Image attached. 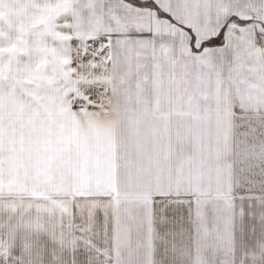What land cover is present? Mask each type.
I'll list each match as a JSON object with an SVG mask.
<instances>
[{
  "label": "crops",
  "instance_id": "crops-1",
  "mask_svg": "<svg viewBox=\"0 0 264 264\" xmlns=\"http://www.w3.org/2000/svg\"><path fill=\"white\" fill-rule=\"evenodd\" d=\"M0 38L57 39L81 88L43 100L42 198L111 208L127 261L264 264V0H0ZM33 119L0 110V198L36 197L2 194L37 171Z\"/></svg>",
  "mask_w": 264,
  "mask_h": 264
},
{
  "label": "rangeland",
  "instance_id": "rangeland-1",
  "mask_svg": "<svg viewBox=\"0 0 264 264\" xmlns=\"http://www.w3.org/2000/svg\"><path fill=\"white\" fill-rule=\"evenodd\" d=\"M197 42L195 39V65L199 58L195 75L200 78L207 75L202 66L207 62V48L216 41ZM31 43L33 47H27ZM74 93H81V88L72 86L67 69L58 70L57 39L0 38V110L33 111V163L37 169L28 181L18 177L12 187L3 182V195L17 192L36 197L0 198V264H42L43 260L50 264H154L138 263L136 247H131L135 256L127 261L117 246L118 231L114 230L113 238L112 231L106 229L112 220L111 208L98 206L89 198L88 191H83L82 198L75 200V204L72 200L70 205L67 199L42 198V157L36 146L41 143L42 105L48 106L43 100ZM50 191L46 185V194H52ZM130 201L136 212L137 200ZM135 228L131 224V244H137Z\"/></svg>",
  "mask_w": 264,
  "mask_h": 264
}]
</instances>
